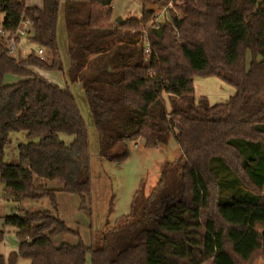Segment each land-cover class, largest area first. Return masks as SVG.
I'll use <instances>...</instances> for the list:
<instances>
[{
    "label": "trees",
    "instance_id": "1",
    "mask_svg": "<svg viewBox=\"0 0 264 264\" xmlns=\"http://www.w3.org/2000/svg\"><path fill=\"white\" fill-rule=\"evenodd\" d=\"M113 1L43 0L39 8L0 0L3 196L16 204L47 199L52 208L4 216L19 244L0 253V264H86L88 255L91 264H264V0H141V18L120 25L112 21ZM169 3L177 12L169 9V19L157 22L156 8ZM62 5L66 72L58 42ZM24 19L26 43L44 49V59L34 49L8 52ZM39 70L81 83L101 157L125 161L136 139L156 148L173 135L178 144L179 158L164 166L150 194L135 196L99 247L81 238L54 243L72 233L58 214L57 192L78 195L82 209L91 202L90 136L69 86ZM10 76L19 79L9 84ZM197 76H215L235 94L212 104L197 95ZM13 132L28 138L16 164L5 162ZM4 236L0 230V244Z\"/></svg>",
    "mask_w": 264,
    "mask_h": 264
},
{
    "label": "rangeland",
    "instance_id": "2",
    "mask_svg": "<svg viewBox=\"0 0 264 264\" xmlns=\"http://www.w3.org/2000/svg\"><path fill=\"white\" fill-rule=\"evenodd\" d=\"M31 1L35 2L36 0ZM31 1L29 0V4H31ZM112 9L113 22H116L118 17L125 20L128 17L141 18L142 16L141 0H114ZM169 9L177 12L173 3H169L164 7H157L156 21L162 22L169 19ZM1 19L2 16H0ZM68 40L62 5L58 25V42L64 72L67 71L69 65ZM18 54L19 49L12 55L18 56ZM39 73L61 87L69 86L86 120L90 136L91 202L88 203L86 208L82 209L78 195L63 191L57 192L58 214L71 228L72 233L57 236L53 239L54 243L67 242L76 244L81 238L86 245L99 247L101 246V238L104 231L114 226L117 219L130 213L135 196L140 193L150 194L158 184L164 166L179 158L180 150L178 144L173 135L170 137L168 144L156 148L145 147L142 139H136L135 141L138 143L139 148L134 147V143L128 142L129 156L125 161L112 162L101 157L99 153L100 131L97 122L92 116L81 83L79 81H70L67 76H64L62 71L40 70ZM13 82H17V77H8L7 83L11 84ZM194 83L197 95L206 96L212 104L225 102L230 96L235 94L233 86L226 84L215 76H197ZM61 138L67 143L72 140L71 136L66 135H62ZM10 139V143L6 146L5 162L16 164L19 163L18 145L27 142L28 138L25 132H13L10 135ZM220 180L222 182V179ZM49 186L58 190L61 188L60 184L54 181H49ZM3 187L4 185L0 178V230L2 229L4 216L16 212V207L29 210H52L47 199L26 201L22 204L5 201L2 199ZM227 190L225 189V195ZM10 229L12 231L10 233L6 232L5 235V241H7L6 250H17L19 242L14 228L10 227ZM20 263L29 264L25 260H21ZM86 264H91L90 255L87 256Z\"/></svg>",
    "mask_w": 264,
    "mask_h": 264
},
{
    "label": "built area",
    "instance_id": "3",
    "mask_svg": "<svg viewBox=\"0 0 264 264\" xmlns=\"http://www.w3.org/2000/svg\"><path fill=\"white\" fill-rule=\"evenodd\" d=\"M30 26V22L26 19L22 20V22L20 23L16 33L11 37L9 44H8V52L10 54H13L15 51H17L21 44L22 41H25L27 36H28V28ZM4 36V35H3ZM36 55L39 56L41 59L45 58V51L44 49L40 48V47H36L35 49ZM132 143H134V147L139 148L138 143L133 140L131 141Z\"/></svg>",
    "mask_w": 264,
    "mask_h": 264
},
{
    "label": "crops",
    "instance_id": "4",
    "mask_svg": "<svg viewBox=\"0 0 264 264\" xmlns=\"http://www.w3.org/2000/svg\"><path fill=\"white\" fill-rule=\"evenodd\" d=\"M26 3H27V6H29V7H33V6L39 7V8H42L43 7V0H36L35 2H32L31 1V4H29V0H26ZM35 48L36 47H31L28 43H26V40H25V41H22V44H21V46L19 48V53L20 54L22 53L23 55H26L31 49H35ZM39 71H37V72L39 73ZM17 80H18V78H17ZM2 199L5 200V201L8 200L9 202H12V200L6 199L4 196H3ZM17 209H18V207L15 208L16 211H17ZM1 230L4 231V234L5 235H6V232L7 233H10L12 231L10 229V227H7V226L4 225V219H3L2 229ZM6 245H7V241H5V236H4V241L0 244V253H2L3 255L7 256L9 253H11L13 251H16V250H6L7 249V246Z\"/></svg>",
    "mask_w": 264,
    "mask_h": 264
},
{
    "label": "water",
    "instance_id": "5",
    "mask_svg": "<svg viewBox=\"0 0 264 264\" xmlns=\"http://www.w3.org/2000/svg\"><path fill=\"white\" fill-rule=\"evenodd\" d=\"M116 23H117L118 25L122 24V23H123V19H122L121 17H118V18L116 19Z\"/></svg>",
    "mask_w": 264,
    "mask_h": 264
}]
</instances>
